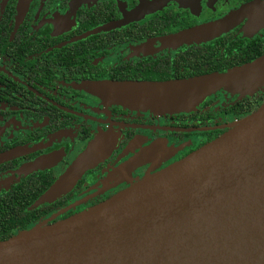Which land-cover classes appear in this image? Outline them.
Wrapping results in <instances>:
<instances>
[{"label":"flooded vegetation","instance_id":"obj_1","mask_svg":"<svg viewBox=\"0 0 264 264\" xmlns=\"http://www.w3.org/2000/svg\"><path fill=\"white\" fill-rule=\"evenodd\" d=\"M256 0H0V242L95 207L183 159L264 103L224 91L194 111L103 102L88 85L185 80L264 54V28L229 20ZM103 154L39 200L91 143Z\"/></svg>","mask_w":264,"mask_h":264},{"label":"water","instance_id":"obj_2","mask_svg":"<svg viewBox=\"0 0 264 264\" xmlns=\"http://www.w3.org/2000/svg\"><path fill=\"white\" fill-rule=\"evenodd\" d=\"M264 28V0L190 35L217 34L229 20ZM264 88V54L222 73L166 82H108L85 90L106 104L154 114L194 111L224 91ZM90 144L39 200L61 194L101 159ZM0 264H264V103L229 130L105 202L0 242Z\"/></svg>","mask_w":264,"mask_h":264}]
</instances>
